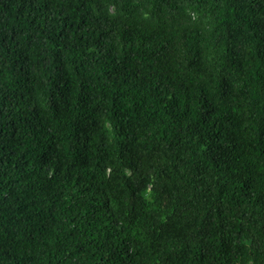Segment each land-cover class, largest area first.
Wrapping results in <instances>:
<instances>
[{
    "label": "trees",
    "instance_id": "1",
    "mask_svg": "<svg viewBox=\"0 0 264 264\" xmlns=\"http://www.w3.org/2000/svg\"><path fill=\"white\" fill-rule=\"evenodd\" d=\"M0 264H264V0H0Z\"/></svg>",
    "mask_w": 264,
    "mask_h": 264
}]
</instances>
